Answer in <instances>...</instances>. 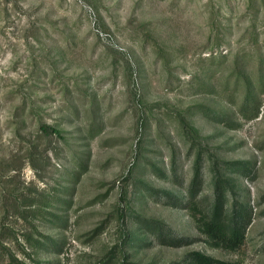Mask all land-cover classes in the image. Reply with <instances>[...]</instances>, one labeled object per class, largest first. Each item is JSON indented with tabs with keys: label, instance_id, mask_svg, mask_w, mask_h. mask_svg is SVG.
Masks as SVG:
<instances>
[{
	"label": "rangeland",
	"instance_id": "1",
	"mask_svg": "<svg viewBox=\"0 0 264 264\" xmlns=\"http://www.w3.org/2000/svg\"><path fill=\"white\" fill-rule=\"evenodd\" d=\"M217 192L241 244L203 229ZM193 252L264 264V0H0V264Z\"/></svg>",
	"mask_w": 264,
	"mask_h": 264
},
{
	"label": "trees",
	"instance_id": "2",
	"mask_svg": "<svg viewBox=\"0 0 264 264\" xmlns=\"http://www.w3.org/2000/svg\"><path fill=\"white\" fill-rule=\"evenodd\" d=\"M54 130V129H53ZM54 132L59 133L58 130ZM241 168L247 169L248 167L241 163ZM200 180V168L197 161L195 166V174L193 183L191 185L190 199L186 204H190L193 201L195 196L194 190L196 184ZM217 189H219L222 179L216 178ZM225 182V181H223ZM189 202V203H188ZM185 204V203H182ZM250 217L249 209H237L233 208L231 211L227 210L224 206L222 197L218 194L216 195L215 202L210 209L209 214L201 215L200 219L202 220L203 229L206 234L209 235L212 239L224 243L226 245H238L243 243L244 240V229L245 223L248 222ZM244 223V224H243ZM144 227L150 230L154 236L160 240L163 244H177L180 242V238L176 236L173 230L162 223L161 221L146 219L143 223ZM191 264H221L219 261L214 258L207 256L201 252H193L190 259ZM19 264H26L24 261H20Z\"/></svg>",
	"mask_w": 264,
	"mask_h": 264
}]
</instances>
